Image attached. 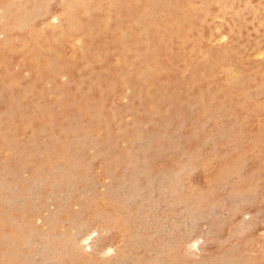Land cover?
<instances>
[{
  "label": "rangeland",
  "instance_id": "obj_1",
  "mask_svg": "<svg viewBox=\"0 0 264 264\" xmlns=\"http://www.w3.org/2000/svg\"><path fill=\"white\" fill-rule=\"evenodd\" d=\"M0 264H264V0H0Z\"/></svg>",
  "mask_w": 264,
  "mask_h": 264
},
{
  "label": "bare ground",
  "instance_id": "obj_2",
  "mask_svg": "<svg viewBox=\"0 0 264 264\" xmlns=\"http://www.w3.org/2000/svg\"><path fill=\"white\" fill-rule=\"evenodd\" d=\"M24 1L26 2V1H29V0H24ZM35 1H36V0H35ZM83 1H84V0H83ZM70 2H71V1H70ZM73 2H75V4H77L76 1H73ZM73 2H72V3H73ZM38 3H39V2H38ZM39 4H41V2H40ZM43 4H44V3H43ZM87 4H88V3H87ZM113 4H114V3H113ZM23 5H24V4H23ZM27 5H28V4H27ZM69 5H71V4H69ZM231 5H233V4H231ZM39 6H41V5H39ZM44 6H45V4H44ZM47 6H48V4H47ZM22 7H23V6H22ZM30 7H31V6H30ZM113 7H114V6H113ZM113 7H112V8H113ZM35 8H36V6H35ZM35 8L33 9V6H32V9H33V10H37V9H35ZM37 8H38V7H37ZM42 8H43V7H42ZM80 8H81V7H80ZM191 8H192V7H191ZM24 9H25V8H24ZM69 9H70V8H69ZM28 10H29V9H28ZM28 10H26V13H27ZM38 10H39V9H38ZM98 10H99V9H98ZM186 10H187V9H186ZM144 11H145V10H144ZM146 11H147V10H146ZM146 11H145V12H146ZM13 12H14V11H13ZM13 12H11V13H13ZM24 12H25V11H24ZM235 12H236V10H235ZM241 12H242V11H241ZM256 12H257V11H256ZM17 13H18V12H17ZM32 13H33V12H32ZM34 13H37V11H34ZM38 13H39V12H38ZM38 13H37V15H38ZM63 13H65V12H63ZM28 14H29V12H28ZM14 15H16V14H14ZM18 16H19V15H18ZM20 16H21V14H20ZM61 16H64V15H61ZM22 17H23V16H22ZM22 17H21V18H22ZM36 17H38V16H36ZM66 17H67V16H66ZM19 18H20V17H19ZM17 19H18V18H17ZM12 20H13V19H12ZM8 21H9V19H8ZM173 21H174V20H173ZM18 22H19V19H18ZM18 22H17V24H18ZM10 23H11V22H10ZM15 23H16V22H15ZM20 23H21V20H20ZM8 24H9V23H8ZM14 25H15V24H14ZM19 25H20V24H19ZM22 25H23V24H22ZM26 25H27V24H26ZM26 25H25V26H26ZM134 25H135V24H134ZM23 26H24V25H23ZM16 27H17V25H16ZM131 27H133V26H131ZM17 28H18V27H17ZM21 28H22V27H21ZM21 28H18V29H21ZM56 28H58V27H56ZM12 29H13V27H12ZM18 29H17V30H18ZM53 29H54V28H53ZM28 31H29V30H28ZM10 32H11V31H10ZM39 32H41V31H39ZM29 33H30V32H29ZM33 33H34V32H33ZM40 34H41V33H40ZM238 34H239V33H238ZM222 36H223V35H222ZM220 40H221V39H220ZM123 44H124V43H123ZM190 50H191V49H190ZM256 54H258V53H256ZM222 68H223V67H222ZM225 71H226V70H225ZM227 71H228V70H227ZM231 72H232V71H231ZM229 73H230V72H229ZM233 76H234V75H233ZM230 77H231V76H230Z\"/></svg>",
  "mask_w": 264,
  "mask_h": 264
}]
</instances>
